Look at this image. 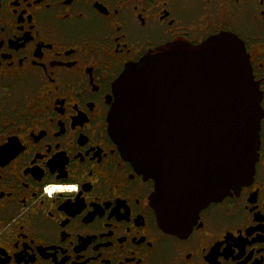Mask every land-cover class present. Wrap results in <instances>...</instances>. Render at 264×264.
<instances>
[{"label":"flooded vegetation","instance_id":"1","mask_svg":"<svg viewBox=\"0 0 264 264\" xmlns=\"http://www.w3.org/2000/svg\"><path fill=\"white\" fill-rule=\"evenodd\" d=\"M224 33L262 96L259 158L248 186L176 236L111 134L115 86L150 52ZM4 147L0 264H264V0H0ZM49 183L80 194L49 199Z\"/></svg>","mask_w":264,"mask_h":264},{"label":"water","instance_id":"2","mask_svg":"<svg viewBox=\"0 0 264 264\" xmlns=\"http://www.w3.org/2000/svg\"><path fill=\"white\" fill-rule=\"evenodd\" d=\"M244 43L224 33L177 40L126 69L115 86L110 131L155 192L166 233L187 236L200 213L253 180L261 94Z\"/></svg>","mask_w":264,"mask_h":264},{"label":"clouds","instance_id":"3","mask_svg":"<svg viewBox=\"0 0 264 264\" xmlns=\"http://www.w3.org/2000/svg\"><path fill=\"white\" fill-rule=\"evenodd\" d=\"M55 179V177H53ZM79 186L77 184H58L49 183L43 187V195L49 199H55L57 194H73L79 192Z\"/></svg>","mask_w":264,"mask_h":264},{"label":"snow or ice","instance_id":"4","mask_svg":"<svg viewBox=\"0 0 264 264\" xmlns=\"http://www.w3.org/2000/svg\"><path fill=\"white\" fill-rule=\"evenodd\" d=\"M219 37H220V36H219ZM246 56H247V55H246ZM247 57H248V56H247ZM248 59H249V57H248ZM6 149H7V147L0 148V151H4V150H6ZM58 160H59V158L57 157L56 159L52 160L51 163H50L48 166H49V167H53L54 165L57 164ZM64 194H65V193H60V196L62 197ZM73 194L79 195V194H80V190H79V192H77V193H73Z\"/></svg>","mask_w":264,"mask_h":264}]
</instances>
